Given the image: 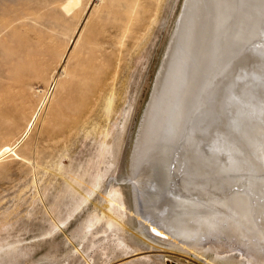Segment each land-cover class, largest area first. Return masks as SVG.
Listing matches in <instances>:
<instances>
[{"label":"rangeland","instance_id":"1","mask_svg":"<svg viewBox=\"0 0 264 264\" xmlns=\"http://www.w3.org/2000/svg\"><path fill=\"white\" fill-rule=\"evenodd\" d=\"M66 1L0 0V101L16 92L21 104L0 131V146L11 143L19 154L0 163V229L8 223L0 239L4 250H25L2 264H199L170 253L166 262L157 254L124 260L112 237L127 243L126 228L108 231L95 211L127 172L185 0H81L69 14ZM55 71L64 74L53 82ZM40 106L28 135L29 114ZM100 142L112 143L108 157ZM129 185H117L126 207ZM76 190L88 200L76 205Z\"/></svg>","mask_w":264,"mask_h":264},{"label":"bare ground","instance_id":"2","mask_svg":"<svg viewBox=\"0 0 264 264\" xmlns=\"http://www.w3.org/2000/svg\"><path fill=\"white\" fill-rule=\"evenodd\" d=\"M80 1L62 8L69 14ZM173 33L127 172L112 182L96 221L105 220L108 231L126 228L127 243L112 237L124 260L157 254L166 262L170 253L188 263L264 264V0H185ZM63 74L55 71L53 82ZM18 95L0 101V131L18 115ZM38 107L29 114L28 135ZM111 144L101 143L107 157ZM15 149L0 146V163L18 157ZM83 176L77 184L86 183ZM121 183L130 184L127 207ZM81 192L72 197L76 205L86 199ZM51 220L63 229L59 216ZM3 244L0 264L23 251ZM80 246L74 254H82Z\"/></svg>","mask_w":264,"mask_h":264}]
</instances>
